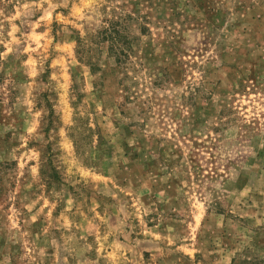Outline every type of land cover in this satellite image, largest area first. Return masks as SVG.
<instances>
[{"label":"rangeland","instance_id":"1","mask_svg":"<svg viewBox=\"0 0 264 264\" xmlns=\"http://www.w3.org/2000/svg\"><path fill=\"white\" fill-rule=\"evenodd\" d=\"M0 264H264V0H0Z\"/></svg>","mask_w":264,"mask_h":264},{"label":"trees","instance_id":"2","mask_svg":"<svg viewBox=\"0 0 264 264\" xmlns=\"http://www.w3.org/2000/svg\"><path fill=\"white\" fill-rule=\"evenodd\" d=\"M111 27L112 28H108V30L101 32L99 34L98 39L106 41L108 43H111L113 48H115L116 52H117L119 45L121 46V48L122 47L124 48V45L126 43L121 41V40H127L128 36L126 34H124L125 33V32H123L124 30L123 31L121 30L122 26L119 25V23H115Z\"/></svg>","mask_w":264,"mask_h":264}]
</instances>
